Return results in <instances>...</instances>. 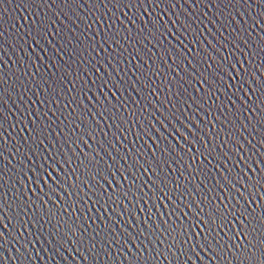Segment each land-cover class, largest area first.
<instances>
[{
  "label": "snow or ice",
  "instance_id": "snow-or-ice-1",
  "mask_svg": "<svg viewBox=\"0 0 264 264\" xmlns=\"http://www.w3.org/2000/svg\"><path fill=\"white\" fill-rule=\"evenodd\" d=\"M23 2L30 8L35 6L41 10L51 7L49 0H23ZM101 2L105 8L111 4L112 8L117 9L118 12H123L125 8L132 12V15H129L128 12L123 13L131 27L123 20H120L123 28L117 26L115 20L120 19L119 15L112 22H108L105 18L104 22L101 23L99 16L95 19V23H101L103 33L100 48L103 49L104 44H107L112 49L113 55L108 59V63L112 65L116 76L109 73V78L100 84L99 92L103 94V100L95 91L89 89V81L93 85L97 83L92 80L90 75L88 80L79 76L76 80H72L69 74L66 78L71 87L64 84L63 79L57 84L54 79L50 83V78L45 79L44 76L41 79L33 78V83L41 89V92L37 93V101L41 106L47 103L49 107L44 112L37 110L27 113V120L31 122V128L29 129L28 123L24 124V128L29 130V135L24 137L23 156L19 163L24 165L23 176L28 178V183L25 185L22 179H17L16 183L21 185L23 191L16 189V195L11 201L9 200L10 193L5 191L8 181L4 180V175L7 173L0 168V172L3 173L0 175V213L9 215V210L15 213V217L9 216V224H12L17 230L22 226L25 232L28 231L29 224L34 229H37V225L40 224L45 227L51 225L52 228L56 229V232L53 234L50 231L49 234L55 240L58 236H67L69 231L72 236L76 235V228L65 219V216L67 215L69 219L75 217L78 222L80 218L76 216V211L79 209L82 212V205L87 206L91 202L92 207L99 205L107 213L108 209L115 204L117 207L113 208L112 211L121 215L117 209L123 206L125 212L129 213L128 204H125L124 201L132 203L134 199L136 203L133 204L130 215L135 217V208L140 206L139 201L143 199L145 205H148L149 201L152 202L147 209L148 219H152V207L155 206L160 221L163 222V227H161L160 223L153 221L156 226L155 231L146 238L149 241L155 238L159 243H165L169 242L168 237H171L169 242L171 246L168 248V252L173 259L170 260L168 256H164V260H167L168 264H196L194 257L199 258L200 264H209V262L211 264H264V151H262L264 150V35H261V32H264V4L257 2V0H252L251 3L249 0H196L197 5L203 3L209 11H212L213 8L219 10L214 14L215 19L209 17L207 13H201L207 23L204 20H200L199 23L204 24V29H207L208 23L216 28L219 35L227 41V44L221 45L225 51L231 45L232 52L230 55L236 57L233 61L230 57L224 56L220 48H217L211 40L208 41V44L218 53V56H213L203 46V42H200V36L203 35L204 29H200L197 20H193L191 16L186 15L185 19H181L178 14L175 20H172L171 17L168 21L164 20V15L167 14L166 9L170 8L175 11L177 6L181 4V0H101ZM184 2L187 3L189 0H184ZM51 3H59L63 6L60 12L54 14L55 19L43 11L30 12L29 15L33 19L27 25L28 30L25 33L28 40H24L23 35L20 37L25 44H28V47L32 48L34 53L36 48L44 51V45L51 44L49 36L52 35V28L56 27L61 15L69 20L72 19V15L81 19L76 12V8L81 6L79 0H51ZM85 3H88V0H85ZM253 3L259 9L253 31L259 28L260 32L256 33V37H253L251 31H248L247 28L244 29L248 32V40H245L243 36L236 34L235 29H232L230 35L234 38L229 39L221 27H217V21H220L221 26H226V20H221V16L231 15V19L235 21V15L225 11L226 9L235 5H247L248 8H252ZM88 6L91 8L93 4L89 3ZM95 7L99 11L100 6L97 4ZM256 8L253 11H256ZM133 9H135L134 12ZM140 9H143L142 14ZM108 10L111 12L110 8ZM145 16L148 19H145ZM25 20L27 21L28 17H25ZM60 23L63 24L61 21ZM237 27H239L238 24ZM64 28H67V25H64ZM0 29L3 27L0 26ZM209 32L211 33L210 29ZM2 34L0 31V38H2ZM56 35H63L60 27H56ZM97 36L100 37V32H97ZM130 40H134V43L129 44ZM29 41L31 42L29 43ZM144 41L151 45L146 51ZM174 41L176 42L174 43ZM184 41L191 43L193 49L196 48L197 42H200V48L195 51L188 49ZM68 43L71 44V40H68ZM217 43L220 41L217 40ZM241 44L244 47H241ZM60 47L64 48L65 46L60 45ZM129 47L133 48L136 53L132 57V61L139 59L150 69L147 72L143 71L141 65L137 63L135 65L136 71L132 73L135 80L142 85V88H136L133 84V88L140 99H148L149 104L155 107L148 96L141 95L142 89H148L151 95H157L158 99L156 89L160 88L161 92L164 88L168 89V97L161 101L166 111L156 108V111L151 114L155 117L156 112H159L160 116L163 117L159 123L167 135L161 136V140L167 141V143H160L153 139L149 128L145 127L143 121H147L148 125L151 126V131H156L155 125L146 116H137L136 123L140 125V131L137 132L134 128L131 130L132 135L136 136V140L133 141L129 135H126V132L129 131L128 120L136 116L135 110L129 112L125 105L112 103L104 92L107 88L115 97L116 92H113L112 88H116L117 91L121 90V83L117 81V77L121 82L124 77L120 75V68L117 67L116 63H113V60L116 59L117 63L123 65L124 60L127 59L125 53L131 55L128 53ZM153 48L157 49L161 59L167 57L172 60L171 66L165 60V67H169L175 76L166 77L165 81L162 82L163 87L155 85V81L151 79L157 71H163L156 62V53L152 52ZM92 49L95 51V45H92ZM117 49H122V51H117ZM77 50L78 45H74L70 51L75 55ZM185 50L188 55L185 54ZM238 52L243 55V59L237 55ZM149 53L151 56H148ZM80 54L85 62H88L89 59H95L91 57L90 52H87V48L80 50ZM118 57H123V59H117ZM42 59L40 55L36 54L33 64L36 63V60L41 61ZM149 59L152 60L151 65L148 63ZM132 61L129 63L131 64ZM185 61H187V67ZM60 70L58 67L57 71ZM39 71L37 68V72ZM128 71H132L131 67ZM256 73H259V76ZM97 74H99V70H97ZM77 81H82V87L77 86ZM6 83L7 81L0 75V90L6 91L4 89ZM45 86L47 91L44 90ZM64 88H67V93L64 92ZM189 89L194 90L196 95L193 96ZM248 90L251 91V94ZM81 91L84 93L83 99L80 98ZM88 91H92L96 103H92V99L87 96ZM241 92H244V96L247 97L246 100L240 97ZM173 95L176 97L175 102L172 101ZM185 97L187 99H184ZM84 99L88 100V107L85 106ZM209 100L212 101L210 105L208 104ZM37 101H32V103L35 104ZM188 101H191L188 104L189 108L195 104L197 108L206 112H209V108L213 109L209 112L212 119L206 122L212 125V129L210 131L201 130L204 135H198L182 118L186 115L183 108ZM170 102L171 107L168 106ZM133 103L139 104V101L134 100ZM51 105H55L56 110L70 108L71 111L67 114L60 111L57 115V111H54ZM121 108H123V113H121ZM21 111L23 113V110ZM147 111L148 108L145 106L143 112ZM49 112L52 113L55 120L50 121L46 126L44 121L49 120ZM249 113L251 115H248ZM245 117H247V123H245ZM173 119L183 124V127L191 134L192 139L172 123ZM188 119L192 118L188 117ZM5 121L4 112L0 111V161L7 159L5 153L9 151V148L5 146L7 144ZM165 122L175 128V132L183 138L185 144L191 145V147H186L185 144L176 140L178 150L168 140V137L173 139L175 137L168 130ZM52 124H56V127H52ZM192 124L199 129L200 126L196 124L195 120H192ZM105 127L108 129L107 131H105ZM49 128H51V133L55 135V143L49 135ZM57 128H59V132H57ZM110 134L114 137L115 142L108 138ZM21 135H23V129ZM157 135H160L159 132ZM121 136L125 141H128L131 147L125 148L121 142ZM99 137H103V139L98 140ZM144 137L152 140L155 150L153 151L151 145H148V140H144V145H147L151 151V159L145 158L141 162L137 157L144 156V145H139V141ZM89 139H92L93 144L98 143L99 148L107 152L108 160H111L112 164H109L108 160L100 155L98 148L88 145ZM45 140L51 145V151L44 147ZM64 144L68 145V151H65ZM80 144L88 146L89 151L85 152L81 148L78 156L73 145L80 148ZM117 144L120 145L119 149L116 147ZM246 144L249 147H246ZM109 148L112 151H109ZM251 149H255V151ZM21 151V147L16 148L17 153H21ZM113 152L128 165L127 168H118L124 183L117 179L116 172L112 170L117 163ZM169 153L187 166L193 179L198 178L200 183L204 185V191L199 200L192 196L193 189L189 187L192 180H189L183 171H181V176L184 177V184H181L174 177H167L165 165L168 168L172 167ZM257 155H259V159L256 158ZM24 157H27V163H25ZM130 160L132 163H129ZM253 164H255V168H253ZM221 168L225 171H221ZM125 172L128 175H125ZM216 172L220 173L219 177L216 176ZM145 175L148 176L151 187L143 180ZM206 180L208 183L205 182ZM11 187L15 189L16 185L13 184ZM146 187L148 191H145ZM195 190L198 193L201 192L198 185L195 186ZM65 195L67 200H65ZM189 198H191V202H189ZM49 203L55 207L49 208ZM193 204L195 210L192 207ZM160 205H163L164 212H160ZM69 208L72 209L71 213L68 211ZM185 209L188 211L185 212ZM141 211H144L143 207H141ZM165 214H167V219H165ZM121 218H123L122 215ZM14 219L17 221L16 223L13 222ZM20 221L23 222L22 225L19 223ZM101 222L104 223L103 217H101ZM0 227H7L4 224L3 216H0ZM107 227L105 224V230ZM61 229L65 231L62 233ZM196 229H199V232ZM121 231L123 232V229ZM156 231L160 232V236H164L165 232L168 235L164 236V240H160L155 235ZM220 233H223V236ZM23 234L21 232V236ZM139 235L144 237L145 233L141 231ZM96 236H100L99 231L96 232ZM128 236L135 244V238H132L131 234ZM185 236H187V241L184 239ZM193 236L196 237L195 241H193ZM5 239V233L0 231V241ZM92 239L95 240V237ZM125 247H128L127 243H125ZM173 248L176 251H173ZM197 248L200 249L199 252ZM128 251L131 253V248ZM17 252L19 253V249ZM201 252L208 257L207 261L200 255ZM159 255L163 256L164 254L159 253ZM125 259L128 260V264H153L151 254L148 257L143 254L137 257L133 253L132 259L127 257Z\"/></svg>",
  "mask_w": 264,
  "mask_h": 264
},
{
  "label": "water",
  "instance_id": "water-1",
  "mask_svg": "<svg viewBox=\"0 0 264 264\" xmlns=\"http://www.w3.org/2000/svg\"><path fill=\"white\" fill-rule=\"evenodd\" d=\"M79 2L81 6L76 8V12L81 19H78L76 15H72V19L69 20L61 15L60 20L57 21L56 27L62 29L63 35L57 36L56 27H53L52 35L49 36L51 44L44 45V51H41L40 48H36V52L34 53L32 48L24 43V40H28V37L25 34L28 30L27 25L30 24L33 19L29 13L33 11H43V13L51 15L52 18L55 19L54 14L60 12L63 6L59 3L52 4L51 0H49L51 7L41 10L35 6H33V8L28 7L23 0H0V26L3 27V29H0L3 33L2 38H0V45H2V47H0V61H2V63H0V75H2L7 81L4 85L6 91L0 90V97H2V99H0V111L4 112L6 118L5 127L7 128V132L5 133V136L7 144L5 146L9 148V151L5 153L7 159L0 161V168L4 169L7 173L4 175V180L8 181V184L5 186V191L10 193V201L15 197L16 189H19L21 192L23 191L21 185L16 183L17 179H22L25 185L28 183V178L23 176V172L25 171L24 165L19 163L23 156L24 137L29 135V130L24 128V124L28 123L29 129L31 128V122L27 120V113L29 111L35 112L37 110L44 112L47 111L49 107V104L45 103L41 106L37 101V93L41 92V89L33 83V78L41 79V77L44 76L45 79L50 78V83L54 79L57 84L63 79L64 84H68V86L71 87L69 80L66 78L69 74L72 80H76L78 76L83 77L84 80H88L90 75L92 80H95L97 83L93 85L92 82L89 81V89L95 91L96 94L100 96V99L103 100L104 96L99 92L100 84L109 78V73H111L112 76H116V72L113 70L112 65L108 63V59L113 55L112 49H110L107 44H104L103 49L100 48V43H102L101 37L103 36L101 23L104 22L105 18H107L108 22H112L115 20V17L119 15L120 19L115 20L116 25L123 28V25L120 24V20H123L124 23L129 24V27H131V24L123 13L128 12L129 15H132V12H129L127 8L123 9V12H118L117 9L112 8L111 4L108 5V8H105L101 0H88V3H85V0H79ZM249 2L251 3L252 0H249ZM257 2L264 4V0H257ZM89 3L93 4V7L90 8L88 6ZM97 4L100 6L99 11L95 7ZM109 8L111 9V12H109ZM254 8H256V4L254 3L252 8H248L247 5L230 6L225 11L235 15V21L231 19V15L227 17L221 16V20H226V26H221L220 21H217V27H221V30L224 31L226 36H229V39L234 38L230 35L232 29H235L236 34L243 36L245 40H248V32L244 31L246 28L248 31L252 32L253 37H256V33L260 32V29L256 28L253 31V28L255 27V20L258 18L257 12L259 9L256 8V11H253ZM65 11H68V9H65ZM134 11L135 9H133V12ZM149 11L151 12V9H149ZM157 11L159 12V9ZM217 11L219 10L215 8H213L212 11H209L203 3L197 5L196 0H189L187 3L184 2V0H181V4L177 6L175 11L169 8L166 9V15H164V13L161 14L164 15V20L166 21L169 20V17H171L172 20H175L178 14L181 19H185L186 15L191 16L193 20H197L199 28L204 29V24L199 23V21L204 20V22L207 23V20H205V17L201 15V13H207L209 17L215 19L214 14ZM140 12L142 14L143 9H140ZM249 13H251V15H249ZM97 16L100 17L101 23H95ZM25 17H28L27 21L25 20ZM145 19H148V17L145 16ZM60 21L63 24H61ZM73 21H75V23H73ZM137 24H139V21H137ZM237 24L239 27H237ZM64 25H67V28H64ZM169 26L171 27L170 21ZM209 29L211 30V33L209 32ZM173 31H175V29H173ZM97 32H100V37L97 36ZM133 32H135V29H133ZM22 35L24 36V40L20 39ZM261 35H264V32H261ZM65 36L66 38H64ZM68 40H71L72 43L69 44ZM209 40H211L213 44H216L217 48H220V51L224 56L230 57L233 61L236 59L235 56L230 55L232 52L231 45L228 46L227 51L221 46L227 44V41L219 35L216 28H214L211 23H208L207 29H204L203 35L200 36V42H203V46L207 48L213 56H218V53L209 46ZM217 40H219L220 43H217ZM30 42L31 41H29V43ZM175 42L176 41H174V43ZM200 42H197L196 48L193 49L191 43L184 41V43L187 44L188 49H192L193 51L200 48ZM131 43H134V40H130L129 44ZM249 43H251L250 40ZM60 45H64L65 47L61 48ZM74 45H78V50L75 55L70 51ZM92 45H95V51H93ZM144 45L146 46L145 51L147 48L151 47V45L147 44V41H144ZM113 47L116 46L113 45ZM125 47H127V45H125ZM137 47H140V45H137ZM241 47H244V45L241 44ZM85 48H87V52L91 53V57H94L95 59H89L88 62L84 61L80 54V50ZM117 51H122V49H117ZM245 51H247V49H245ZM57 52H59V55H57ZM152 52L156 53V62L160 65V68L163 69V71H157L156 75H153L151 79L155 81V85L163 87L162 82L165 81L166 77L175 76V73L171 72L169 67H165V60H167L169 66L172 65V60L167 57L161 59L159 52L155 48L152 49ZM45 53L47 54L45 55ZM97 53H99V55H97ZM128 53H131V55L125 53L127 59L124 60L123 65L117 63L116 59L113 60V63H116L117 67L120 68V75L124 77L122 82L119 81V77H117V81L121 83V90L117 91L116 88H112V91L116 92L115 97L112 96V93L109 92L107 88H105L104 92L108 95L112 103L125 105L129 112L135 110L136 116H133L132 119L128 120L127 127L129 131L126 132V135H129L133 141L136 140V136L132 135L131 130L134 128L137 132L140 131V125L136 123L137 116H146L150 118L152 124L155 125L156 131H151V126L148 125L147 121H143L145 127L149 128L153 139H156L160 143H167V141L161 140V136L167 135L159 123V120H162L163 117L160 116L159 112H156L155 117L151 114L156 111V108H159L161 111H166L161 101L166 100L168 97V89L164 88L162 92L160 91V88L156 89L159 99L157 98V95H151L148 89H142L141 95L148 96L153 104H155V107H153L152 104H149L148 99L141 100L140 96H138L134 90L133 84H135L136 88H142V85L135 80V76H133L132 73L136 71L135 65L137 63L141 65L143 71L147 72L150 71V69L148 65L143 64V61L139 59L132 61V57L136 55L133 48L129 47ZM36 54L40 55L43 59L41 61L36 60V63L33 64ZM185 54L188 55L186 50ZM237 55H240L241 59H243L241 53L238 52ZM148 56H151V53H149ZM117 59H123V57H118ZM53 61H55V63H53ZM129 61H132V63L130 64ZM148 63L151 65L152 60L149 59ZM184 63L187 67V61ZM209 63H211V61H209ZM58 67L61 69L60 71H57ZM130 67L132 71H128ZM37 68H39V72H37ZM97 70H99V74H97ZM256 75L259 76V73H256ZM77 86L82 87V81H77ZM245 88H247V86H245ZM44 90L47 91L46 86ZM189 90L192 92L193 96L196 95L194 90ZM92 91H88L87 96L92 99V103H96L95 97L92 96ZM248 91L249 94H251V91ZM64 92L67 93V88H64ZM121 92H123V95H121ZM217 95H219V93H217ZM83 97L84 93L81 91L80 98L83 99ZM240 97L245 100L247 99V97L244 96V92L240 93ZM184 99L187 98L185 97ZM233 99H235V97H233ZM134 100L139 101V104L133 103ZM175 100L176 97L173 95L172 101L175 102ZM32 101L37 102L33 104ZM83 102L86 107L89 106L87 99H84ZM190 103L191 101H188V103L184 105L183 111L186 115L182 118L185 123L192 127L193 131L197 132L198 135H204V132L201 130L206 129L210 131L212 129V125L206 122L209 119H212V117L209 116V112L213 111V109L209 108V112H206L197 108L195 104L191 105V108H189L188 104ZM211 103L212 101L209 100L208 104L210 105ZM237 104H239V101H237ZM145 106L148 108L147 112H143ZM168 106L171 107V102ZM51 107L54 111H57V115H59L60 111H64L65 114L71 111L70 108L56 110L55 105H51ZM229 107H231V105H229ZM21 110H23V113ZM121 113H123V108H121ZM248 115H251V113ZM48 116L49 120L44 121L46 126L50 121L55 120V117L52 116L51 112L48 113ZM188 117H191L192 119H188ZM41 119L43 120V117H41ZM61 119H63V117H61ZM89 119H91V117H89ZM244 119L245 123H247V117ZM192 120H195L196 124L200 126L199 129L192 124ZM172 123L192 139L191 134L187 132V129L183 127V124H181L180 121L173 119ZM165 124L175 137V139L168 137V140L179 150L178 145H176V140H179L182 144H185V141L175 132V128L167 125V122H165ZM52 127H56V124H52ZM81 127H83V125H81ZM22 129L23 135H21ZM107 130V127H105V131ZM113 131H115V129H113ZM57 132H59V128H57ZM157 132H159L160 135H157ZM49 135L52 138L53 143H55V135L51 133V128H49ZM245 135L248 134L245 133ZM108 138L115 142V139L111 134ZM61 139H63V137H61ZM102 139L103 137L98 138V140ZM249 139H251V137H249ZM144 140H148V138L144 137L141 139L139 145H144ZM121 142L124 144L125 148L131 147L128 141L123 139V136H121ZM88 145L98 148L100 150V155L108 160L107 152L100 149L98 143L93 144L92 139H89ZM148 145H151L153 151L155 150V145L152 144V140H148ZM105 146L107 147L106 142ZM185 146L191 147V145L188 144H185ZM17 147H21V153L16 152ZM44 147H47L49 151L52 150L51 145L48 144L47 140H45ZM116 147L119 149L120 145L117 144ZM246 147L249 146L246 144ZM73 148H75L78 156L80 155L81 148H83L85 152L89 151V147L84 144H80V148H76V146L73 145ZM64 149L65 151H68L67 144H64ZM108 150L112 151L111 148ZM251 150L255 151V149ZM217 151H219V149H217ZM143 153V157H137L141 162H143L145 158L151 159V151H149L147 145H144ZM29 155H31V153H29ZM113 155L115 156L117 163L113 166L112 170L116 172L117 179H119L121 183H124L123 178L120 177L118 168H127L128 165L125 164L123 160H120L115 152H113ZM169 156L171 157L170 162L172 167L168 168L167 165H165V173L167 177H174L179 180L181 184H184V177L181 176V171H183L184 175L188 176L189 180H192V183L189 184V187L193 189L192 196L199 200L204 191V185L200 183L198 178L193 179L192 175L188 172L187 166L180 163L174 155L169 153ZM256 158L259 159V155H257ZM33 159H35V157H33ZM24 160L25 163H27V157H24ZM9 161H11V163H9ZM108 162L109 164L113 163L111 160H108ZM129 163H132V161L130 160ZM213 163H215V161H213ZM253 168H255V164H253ZM17 169H19V171H17ZM173 169H175V171H173ZM133 171H135V169H133ZM221 171L225 170L221 168ZM249 174L251 175V173ZM0 175H3V173L0 172ZM125 175H128V173L125 172ZM29 176H31V173H29ZM216 176L219 177L220 173L216 172ZM109 178L111 179V177ZM129 179H132V177H129ZM143 180L148 183L149 187H151V184L148 181V176H143ZM170 182H172L171 179ZM205 182L208 183L207 180ZM212 183H214V181H212ZM13 184L16 185L15 189L11 187ZM197 185L201 189V192L199 193L195 190V186ZM145 191H148L147 187L145 188ZM217 191H219V189H217ZM29 195H31V193H29ZM37 195H39V192H37ZM149 195H151V193H149ZM65 200H67L66 195ZM189 202H191V198H189ZM124 203L128 204L129 213L125 212L123 206H120L117 209L123 218H121V215H117V212L112 211L113 208L117 207L115 204L108 209L107 213H105L104 209L100 208L99 205L92 207L91 202H89L87 206L82 205L83 211L81 212L79 209L76 211V216L80 218L78 222L75 217L69 219L67 215L65 216V219L76 228V235L72 236L69 231L67 236L61 235L56 237L55 240L53 239V236L49 234L50 231L53 234L56 232V229L52 228L51 225H48L47 227L42 224L37 225V229H39L37 230L32 228V225L29 224L28 231L25 232L22 226L17 230L12 224H9V216L15 217V213H12L10 210L9 215L0 213V216L4 217V224L7 225L6 228L0 227V231L5 233L6 238L5 240L0 241V264H128V260L125 258L132 259L133 253L137 257L141 254L148 257L149 254H151L153 257V264H168V261L164 260V256H168L170 260L173 259L168 252V248L171 246L169 243L171 237H168L169 242L165 243H159L155 238L151 241L146 238L151 236L152 232L155 231L156 226L153 221L160 223L161 227H163V222L160 221L156 207H152V219H148L147 209L152 204L151 201H149L148 205H145L143 199H141L139 201L140 206L135 208V217L131 216L130 212L136 201L133 199L132 203H128V201H124ZM165 203L168 202L165 201ZM48 207L53 208L55 206L49 203ZM57 207H59V205H57ZM141 207L144 209L143 212L141 211ZM192 207L195 210L194 204ZM253 207H255V204H253ZM89 208H91V211H89ZM68 211L71 213L72 209L69 208ZM187 211L188 210L185 209V212ZM160 212H164L163 205H160ZM101 217H103L104 223L101 222ZM109 217H111V220H109ZM189 217H191V214H189ZM25 219H27V217H25ZM85 219H87V222H85ZM165 219H167V214H165ZM173 219H175V217H173ZM181 219H183V217H181ZM93 221H95V223H93ZM13 222L16 223L17 221L14 219ZM19 223L22 225L23 222L20 221ZM105 224L108 226L107 230L104 228ZM97 225H99V228H97ZM121 229H123V232ZM63 231L65 230L61 229L62 233ZM97 231L100 232V236H96ZM141 231L145 233L144 237L139 235ZM196 231L199 232V229H196ZM21 232L24 233L23 236H21ZM128 234H131V237L135 238V244H133L132 239L129 238ZM220 234L223 236V233ZM155 235L159 237L160 240H164V236H167L168 234L165 232L164 236H160V232L156 231ZM13 237H15V239H13ZM92 237H95V240H93ZM184 239L187 241V236H185ZM195 239L196 237L193 236V241H195ZM125 243H127L128 247H125ZM93 244H95V247H93ZM137 246H139V248H137ZM181 247H183V245H181ZM129 248L132 250L131 253L128 251ZM17 249H19V253L17 252ZM172 250L176 251L175 248ZM197 251L199 252L200 249L197 248ZM159 253H163L164 255L160 256ZM200 255L203 256L206 261L208 260V257L204 256L203 252H201ZM194 259H196V264H200L199 258L194 257ZM209 264H211V262H209Z\"/></svg>",
  "mask_w": 264,
  "mask_h": 264
}]
</instances>
